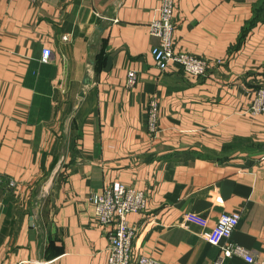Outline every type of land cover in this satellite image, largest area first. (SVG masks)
<instances>
[{"label":"crops","instance_id":"0c3cea01","mask_svg":"<svg viewBox=\"0 0 264 264\" xmlns=\"http://www.w3.org/2000/svg\"><path fill=\"white\" fill-rule=\"evenodd\" d=\"M174 1L175 48L204 76L155 67L160 0H0V264H106L91 197L112 181L148 192L127 222L156 264H215L222 213L240 214L231 243L264 253V113L246 111L264 0Z\"/></svg>","mask_w":264,"mask_h":264},{"label":"built area","instance_id":"2783aa9c","mask_svg":"<svg viewBox=\"0 0 264 264\" xmlns=\"http://www.w3.org/2000/svg\"><path fill=\"white\" fill-rule=\"evenodd\" d=\"M174 9V0H160L158 17L148 25L149 35L157 39V44L151 49L154 65L160 72L176 68L192 77L204 76L207 72L205 59L175 48ZM97 16L99 17L98 14ZM68 38L64 35L62 40L66 41ZM50 56V49H43L41 62H48ZM136 80V73L129 71L127 86H133ZM246 111L252 115L264 113V84L255 91L254 98ZM157 112V102L153 99L148 105L149 130L153 134L156 133ZM260 160H264V155ZM147 199V191L126 187L118 181H112L100 193L91 197L98 223L108 231L106 264H156L151 257L140 253L138 248L134 247L136 231L127 222L129 214H140L145 211ZM239 221V213H222L215 226L204 235L205 240L220 249L215 264H223L224 260L232 256L242 257L249 264H264V253L254 255L230 242L231 235Z\"/></svg>","mask_w":264,"mask_h":264}]
</instances>
